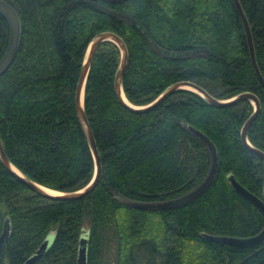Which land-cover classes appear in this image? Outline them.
<instances>
[{
    "label": "trees",
    "instance_id": "1",
    "mask_svg": "<svg viewBox=\"0 0 264 264\" xmlns=\"http://www.w3.org/2000/svg\"><path fill=\"white\" fill-rule=\"evenodd\" d=\"M20 15V45L0 74V137L27 176L59 191L83 187L95 165L74 94L90 39L119 34L128 49L122 89L134 104L152 101L172 82L190 79L228 98L251 90L260 99L249 140L264 150V86L251 64L233 0H8ZM264 75V0H240ZM10 23L0 12V60ZM121 50L112 40L96 48L84 89V108L101 156L96 186L75 199L43 196L14 176L0 158V236L10 234L0 264H22L49 235L34 264H76L82 227L89 231L87 264H102L105 239L115 241L112 264H264V239L240 246L202 233L250 235L261 210L233 189L228 174L261 196L263 159L240 139L254 105L209 103L180 88L154 108L133 112L119 100L114 77ZM214 141L219 155L211 184L170 208L129 205L115 194L155 200L179 195L205 176L210 154L183 125ZM87 223V224H85Z\"/></svg>",
    "mask_w": 264,
    "mask_h": 264
},
{
    "label": "water",
    "instance_id": "2",
    "mask_svg": "<svg viewBox=\"0 0 264 264\" xmlns=\"http://www.w3.org/2000/svg\"><path fill=\"white\" fill-rule=\"evenodd\" d=\"M104 1L119 2L123 0H104ZM233 2L240 16L242 26L245 32L252 67L260 83L264 86V75L261 72L259 65L257 63L254 42H253V37H252L249 21L247 19V16L245 14V11L242 7L240 0H233ZM0 12L3 13L7 17L10 23L9 45L7 47V50L4 56L0 60V74H1L10 66V64L14 60L16 53L19 49L20 34H21L20 26L21 25H20V15L18 11L8 0H0ZM106 39L114 41L121 50L120 63L118 65V68L116 70L115 77H114V88H115L116 94L120 102L127 109L133 112L148 111L154 108L155 106H157L161 101H163L172 92L180 88L192 89L196 91L198 94H200L203 98H205L209 103L216 105V106H229V105L237 103L240 100L249 99L253 103L254 108L252 112L249 114V116L244 120L241 126L240 139H241L242 144L246 148H248L252 152L259 155L264 161V150L258 147L257 145L253 144L248 138L249 127L252 121L254 120V118L256 117V115L258 114L260 110V106H261L260 99L255 92L251 90H243L228 98H219L211 94L210 92H208L202 85L198 84L197 82L190 80V79H181V80L172 82L167 87H165L160 92V94H158L152 101L146 104H134L130 102L127 98L126 99L123 98L121 94L122 75L127 65V60H128L127 46L123 38L116 32L112 30H102V31L95 33L93 37L90 39L84 60L80 68V72H79V76H78L76 88H75V94H74V101H75V108L77 111V115L79 117L80 123L83 127V130L87 137L90 149L93 154L94 165H95L93 177L87 184H85L83 187L78 188V189L60 191L57 193L47 192L41 187L42 185L41 183L25 175L18 167L17 168L19 170H16L13 167V165L15 164L10 159V156L8 155L5 149L4 143L0 137V158H1L2 163L14 176H16L18 179H20V181L24 182L27 186H29V188L33 189L34 191H36L37 193L43 196H47L50 198L75 199V198H80L84 196L85 194L89 193L98 183L101 177V172H102L101 156H100L99 149L97 147V143L95 140V136L93 134V130L91 128L89 119L85 112L84 98L81 101V95H83L84 97L86 78L88 75V71H89L90 64L92 62V58L95 53V50L97 46L103 40H106ZM184 84L191 85L192 87H186L184 86ZM183 125L191 134L198 137L205 144V146L207 147L209 151L210 164L202 180H200L194 187L188 189L187 191L179 195L169 197V198H164V199L139 200V199L127 198L123 195H118V194H115L114 196H117L121 201L129 205L138 206V207H150V208L164 209V208L179 206V205H182L192 200L211 184V182L213 181L216 175L218 163H219V155H218L217 147L214 141L209 137V135H207L200 128L186 121L183 122ZM228 180L231 186L233 187V189L237 191L239 194H241L242 196H244L245 198H247L253 204H255L261 210L264 216V183L262 187L261 196H259L256 193L249 190L241 182H239L233 173L228 174ZM9 234H10V223H9V219L6 218L4 230L0 236V250L5 244ZM202 234L205 237L212 239V240L245 246V245L257 243L264 239V224L261 230H259L258 232L254 234H250V235H244V236L243 235H230V234H215V233H207V232H203ZM88 237H89L88 229L85 227H82L80 231V235H79V240H78L76 264H87ZM51 240H52V236L51 235L47 236L41 242L38 248L34 250L33 253L30 254L22 264H34V262L45 252ZM237 264H241V261L237 262Z\"/></svg>",
    "mask_w": 264,
    "mask_h": 264
},
{
    "label": "rangeland",
    "instance_id": "3",
    "mask_svg": "<svg viewBox=\"0 0 264 264\" xmlns=\"http://www.w3.org/2000/svg\"><path fill=\"white\" fill-rule=\"evenodd\" d=\"M87 224V223H85ZM115 241L112 240L111 235H108L105 239L103 249H102V264H112L114 257ZM5 264H8L6 261Z\"/></svg>",
    "mask_w": 264,
    "mask_h": 264
},
{
    "label": "bare ground",
    "instance_id": "4",
    "mask_svg": "<svg viewBox=\"0 0 264 264\" xmlns=\"http://www.w3.org/2000/svg\"><path fill=\"white\" fill-rule=\"evenodd\" d=\"M184 86H186V87H192L191 85H187V84H184ZM121 94H122L123 98L126 99L122 87H121ZM82 99H83V95H81V101H82ZM13 167H14L16 170H19V169L17 168L16 165H13ZM41 187H42L45 191L50 192V193H57V192H60L59 190H57V189H55V188L48 187V186H45V185H41Z\"/></svg>",
    "mask_w": 264,
    "mask_h": 264
}]
</instances>
